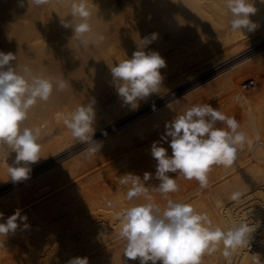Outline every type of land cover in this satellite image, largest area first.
Segmentation results:
<instances>
[{"label":"clouds","instance_id":"9594fccd","mask_svg":"<svg viewBox=\"0 0 264 264\" xmlns=\"http://www.w3.org/2000/svg\"><path fill=\"white\" fill-rule=\"evenodd\" d=\"M50 2L27 0L29 6L36 7L47 6ZM254 3L255 0H223L232 31L244 33L257 29V23L250 19L258 10ZM260 3L264 4V0ZM69 4L70 12L65 18H60V24L72 30L71 38L84 48L102 43L105 39L103 34H96L93 38L88 0H69ZM19 5L23 7L24 0H19ZM157 39V33L145 36L141 39L142 47H138L130 58L109 67L111 84L117 96L133 110L138 109L140 101L159 94L162 87L164 77L160 70L166 67V60L157 51L145 50ZM15 62L16 54L0 51V149L9 148L16 153L14 164L8 165L7 172L10 180L18 183L30 178L31 166L42 158L41 129L26 126L29 112L38 102H48L54 90H65L68 82L35 75L27 66L21 70ZM95 103L93 98L78 105L63 119L72 137L86 145L88 157L102 147L93 139ZM161 139L169 142L172 153L169 155L168 150L158 142L154 141L151 145V155L157 162L154 178L159 181L158 185L146 186V182L153 179V174L149 172H145L142 179L132 173L119 178L120 184L130 185L126 195L128 201L141 196H145L147 201L133 203L119 213L118 236L125 242L123 256L126 264L127 260H139V264H201L203 255L215 252L221 244L226 257L240 247H249L254 231L249 225L242 223L224 230L214 226L206 213L197 211L191 204L168 198V194L179 191L177 175L187 180L194 179L201 188H207L213 166L227 169L234 165L238 150L250 143L247 135L240 131L239 122L211 104L192 105L165 123ZM149 187L166 199L163 209L152 197L145 195ZM240 196L237 191L230 199L236 201ZM3 218L4 214L0 213V220ZM18 220L25 222V229L29 227L27 216H21L17 209L0 222V235L7 237L14 234L19 227ZM67 264H89V258L73 257ZM253 264H264L259 254L253 255Z\"/></svg>","mask_w":264,"mask_h":264},{"label":"bare ground","instance_id":"6f19581e","mask_svg":"<svg viewBox=\"0 0 264 264\" xmlns=\"http://www.w3.org/2000/svg\"><path fill=\"white\" fill-rule=\"evenodd\" d=\"M254 6L258 10H257L256 14H254L250 17V19L253 22L257 23L258 27L253 32L244 31V33H242L240 31H232L230 29L229 24H228L230 16L226 13V11L223 8V0H88V7L91 9V12H92V17H91L90 23L93 26V38H95L96 34H103L105 37L104 41L102 42L103 44L101 43L102 46L101 45L99 46L96 44L97 46H99L100 49L97 47L99 50L94 49L90 46L92 48L91 54L106 56V57H104L106 59L105 63L104 62L101 63V65L104 63L103 64L104 67L102 66L103 68L102 67L100 68V66H99L98 67L99 70H97L96 72L95 71L93 72V76L91 79H93L92 84L93 85L96 84L94 89L95 90L96 89H98V90L102 89L103 90L104 85L106 83H109V85H112V84H110L112 82V76H111V72H110L109 67L113 66L114 64L118 63L119 61H122V60L130 57V53L132 51L133 46L131 47V44L128 45V43L131 40L133 42L135 41V43H136L137 41H140V40H138V38L143 39L145 36H149L152 33L158 34L157 40H160V41H158V43H159V42H162L161 39L164 40V37H165L164 35H165L166 31H170L171 34L178 33V35H180V34L182 35V33L184 32V36L186 33L187 37H191L192 39H198V40H194V41L192 40V42H195L193 44L196 45L197 49L201 48V49H204V50L207 49L208 51H210V52H208L206 50L207 51V52L205 51L207 53L206 54L204 52V50H200V53L202 51V53L204 52L206 55H208V53H210V55H212L211 53H213V50L216 48H218V49L219 48H222V49L231 48L234 50H236L238 48H239V50L244 49L243 50L244 52L242 54H238L237 57H235L234 59H231L229 61H226L223 64L230 63L231 61L233 62V61L239 60V59L240 60L246 59L247 57H249L250 54H252V53L255 54L254 52H256L257 50L259 51V49L264 47V4L260 3V0H255ZM69 12H70L69 0H51L50 4L47 6H44V7H36L33 5L29 6L27 3V0H24V6L23 7H21L19 5V0H0V51H4L6 53L12 52V53L16 54V62L15 63L20 66L21 70L23 69L24 66H27L31 69L32 73L35 75H39V76H43V77H54L56 80L62 79L64 76L61 78H60V76H62L64 74L61 72L62 69H60L59 63H63L61 65V67L64 69V71L66 73V69H65L66 67L64 68V66L67 65L69 67L72 66V68H74V66H73V65H75L74 61L77 60L76 57L79 56V54L76 55V53H75L76 51L74 52V49H75L74 47L79 45V43L75 38H71L73 35L72 30L66 29V28L62 27L60 24V18L61 19L65 18L69 14ZM66 19H70V17H67ZM9 27H10V29L11 28L16 29V27L18 29H16V31L12 30V32H13V34H12V32H9ZM17 30H18V32H17ZM15 32H17L16 35H14ZM253 36H256V38L254 37L252 40H249ZM191 38H189V39H191ZM171 40H173V38ZM170 43H172V42L170 41ZM133 45H135V44L133 43ZM211 47L213 48V50ZM76 48H78V47H76ZM115 48H117V50L120 51L118 54L117 53L115 54L113 52V50ZM136 48H138V47H136ZM83 50L84 51L79 52L81 54V56L87 52L86 48H84ZM95 50H97V51H95ZM219 50H221V49H219ZM240 51H242V50H240ZM157 52H159V50ZM214 52H215V50H214ZM87 53L89 54V52H87ZM127 54H129V55L127 56ZM86 55H84V56L86 57ZM229 55L230 54L228 53L227 57H229ZM87 57H88V55H87ZM78 58H79L78 61H80L82 57H78ZM224 59H226V58H224ZM83 60L84 59H82L81 61H83ZM221 61L223 62V60H221ZM220 62H218V63H220ZM245 62H243V65L240 66L239 69L244 66V67H249V69H247V70H258V71H262L264 74V50H261V52L256 54L253 58H251ZM223 64H220V65H223ZM57 65L59 66L58 69H57V67H58ZM84 65H86V64H84ZM82 66H83V64H82ZM82 66H80V64H79V67L82 68ZM85 67H87V65ZM237 68H238V66L231 69V73L235 72L237 70ZM70 69L71 68H69V70ZM82 69H84V68H82ZM69 70H67V71H69ZM95 70H96V68H95ZM77 71H78V69H77ZM84 71H86V70H84ZM160 71H161L162 76L164 77L160 92H162L164 95V94L168 93V91L171 92L170 91L171 85H169V82L172 81L171 79H169L170 74L172 73L171 67L169 65H166V67L161 69ZM67 73L65 74L66 76H67ZM70 74H71V72L69 71L68 75L70 76ZM254 74H253V76H254ZM236 76H238V75H236ZM87 77H85V80ZM183 79L184 78H182L181 80H183ZM168 80H170V81L168 82ZM218 80H220V79H218ZM188 81H189V79H188ZM216 81H215V83H216ZM85 82L87 83V81H85ZM174 82H176V81H174ZM182 82L183 81H181V83ZM172 83H173V81H172ZM182 84H184V83H182ZM235 84H236L235 75H233V73H232L230 76L229 75L224 76L222 78V80H220L218 82V84H216V86L213 88V90L220 91V90H225L228 88L233 89V88H235ZM80 86L82 87V85H80ZM67 89H68V87H67ZM77 90H78V88H77ZM77 90H76V94L74 92L75 95H73V96H77V95H79V92H81L80 89L78 91ZM98 90L96 91L97 93H94L95 96H97V94L100 93ZM86 91H88V90H86ZM58 92L59 91L54 90L53 95L49 100L50 103L49 102L48 103L38 102L30 110L28 119L25 122L26 124H28V127H31V128L39 127L41 129V135L43 134V132L48 130V128H52L54 126L55 121H58L57 118H59V116L61 114L71 113L70 110H67V112H64V110H63L64 108L62 109L61 105H63L64 103L67 104L68 102L72 101L74 97L72 96V94L71 95H69V94L65 95V93H67L66 90H63V92H65L64 94L63 93L61 94L60 93L61 91L59 93ZM89 92L90 91H88V93ZM93 92H94V90H92L91 93H93ZM100 94H102V93H100ZM257 94L258 95H255L256 99L254 98L255 101H253L254 104L252 105L249 103V105H248L250 107L249 110H252L251 113H248L246 111V109H241V110L239 109L238 111L234 112L233 117L239 122L240 131H243L247 135L248 139H251L253 137V135H260L259 137L261 139L258 137L256 139L261 140V141L258 140V142H257V146H258L257 147V150H258L257 153L259 151L261 152V153L259 152L260 156L258 155V157L261 161H256L254 159H253V161H251L252 159L249 161V158H248L249 156H248L247 159H245V160L243 159V161H239V162L235 161L234 165L231 168L225 169L222 166H218L220 173L215 178H213L212 180L209 181V184H212V185L207 190L209 195H210V198H211V200L210 199L209 200L212 203L209 204V201L207 202L206 199L204 198L205 196H203V195H201V196L199 195L200 198L198 197L199 199H201V197H203L205 202H207L208 212L206 214L209 217L215 218L213 216V213L211 212V209H210L211 207H212V209L214 207L217 210V208H219L221 206L233 204L236 201H239L240 199L241 200L250 199L253 196V193L255 192V190L258 188V186L260 184L264 183V156H261V154L264 155V136L262 138V135H261L262 133L264 135V84L262 86L261 91H259V93H257ZM87 96H89V95L87 94ZM90 96H92V98H93L92 94ZM153 96L154 95H152L151 97H153ZM151 97H149L146 101H140L139 105L141 107L144 105H147V103H149L151 101V99H152ZM77 99H78V97H77ZM155 100H156V97H155ZM79 101H80V99H79ZM174 101H176V100H174ZM120 102H121V104H120L121 106H119V107L120 108L125 107L124 109H126V106H128V105H125L121 99H120ZM246 103H248V102H246ZM172 104H173V102H170L169 104H165V105L163 104L162 107L159 106L160 108H158V109L155 108L156 110L155 111L153 110L154 111L153 113H156V114L153 117H152V115L147 116V117H149L148 119H147V117L146 118L143 117L142 120H140L141 118H138L139 119L138 121L134 122L133 124L131 123L130 125L128 124V122H126L129 126H126L125 130L123 131V135H120V137H119L122 140L125 139V140H123V143L120 144V146L122 145L123 147L124 146L128 147V146L132 145L130 140L133 139L132 138L133 134L136 132V129L139 128V127H137V125H138L137 123H141V125H145V126L149 125V123H151V125H152V123H153L152 121H154L155 119L158 120L159 118H162L164 116L166 117V115H165L166 113L174 112V111H176V109L179 110L180 113H181V111L183 113V110L186 109L185 105L184 106L180 105L178 107L177 104L176 105H175V103H174V105H172ZM42 105H48V106H52V107H48V106L42 107ZM53 106L54 107L56 106V108H54ZM58 106L60 108H57ZM101 107L102 106L100 103L99 104L97 102L95 103L96 118H98L99 115L101 116V113H100ZM175 107H177V108L174 109ZM128 108H127V110H128ZM116 111H118V110H116ZM176 114H178V113H176ZM176 114H174V116ZM148 115H150V114H148ZM129 119H132V117H129L128 120ZM166 119H164V121H166ZM159 121L161 122L162 120L159 119ZM156 122H155V125L158 126L157 125L158 122L157 123ZM58 123H60V122H58ZM133 125H136L137 128L134 127ZM162 125H163V123H162ZM148 127H146L147 128L146 130L149 131ZM120 128L121 127H119V129ZM154 128H155V126H154ZM42 136H44V135H42ZM64 136H66V135H64ZM67 136H68V134H67ZM134 138H135V136H134ZM120 139H118L119 142H120ZM118 140H117V142H118ZM117 146L119 147V144ZM5 149H7V148H5ZM103 150H101L100 152H102ZM1 151H3V150H1ZM6 152L7 151H5V153ZM45 152L47 153V151H45ZM0 153L2 154V152H0ZM5 153L3 152V156H5L4 155ZM12 153H15V152H12ZM105 154H106L105 152L103 155L100 154L102 156L101 157H99V156L95 157L93 159V161L98 160V159L103 161L102 157ZM15 155H16V153H15ZM15 155L13 156V158L15 157ZM11 156H12V154H11ZM9 160L10 159L7 156H5L3 162L2 163L0 162V176L2 175V173L3 174L7 173V169H4V166H5V164H7V162ZM73 162H76V161H73ZM77 163H78V161H77ZM97 163H100V161H98ZM73 165H76V163ZM78 165H80V166H78ZM81 165L82 164H77L76 167H73L72 165L69 166V167H73L71 172L69 171V173H70L69 179H71V182H69V183H71V185H74V184H72L73 179H75L74 181H76V179H77V181L79 180V182H80V180H82L83 175L84 176L87 175L88 172L90 174V171H89L87 165H85V166H81ZM63 167H65V166H63ZM121 171L124 172V170H121ZM51 172H53V170ZM63 173H64V171H63ZM175 176H176V174L173 173V177H175ZM90 177H92V176H90ZM176 182L179 185V191L175 192V193H171V195L176 196L175 198L177 199V201L183 202V201H185V199L192 197L196 193L198 195V193L200 192L201 188L195 186L196 180H194V179L193 180H187L182 175H177L176 176ZM77 184H79V183H77ZM147 184H148V182H147ZM40 185H42V184H40ZM69 185H67V187H69ZM80 185H81V183L79 184V186ZM71 189L69 187V190H67V191H70ZM22 190H21V192H22ZM62 191L63 190H61V192ZM237 191L241 194L239 200H236V201L231 200L230 197H231L232 193L237 192ZM18 193H20V192L18 191ZM64 194H65V191H64ZM15 195H17V194H15ZM15 195H13V196H15ZM197 195H196V197H197ZM28 196L30 197V195H28ZM105 196H107V195H105ZM15 197H13V198L15 199ZM20 197H21V195L19 197H16V198H20ZM111 197L115 198V197H113V195ZM161 197L162 196H160V198ZM26 198H28V197H26ZM162 198H164V197H162ZM198 198L195 200H198ZM207 198H208V195H207ZM109 199H110V197H109ZM192 200H191V202L187 200L188 202L185 201L184 203L191 204L192 206H194V203H192ZM113 201L114 200H112V202ZM14 202L15 201L7 203V201L6 202L3 201L2 203L3 204L7 203V205L6 204H5L6 206L0 205V207H1L0 213H7L10 209H13L14 207H11L10 205ZM117 202H118V200H117ZM163 203H166V202L163 201ZM103 205H104V203H103ZM108 205H109V203H108ZM113 205H114V203H113ZM165 205L166 204H164L163 206L160 205V207L162 206L161 208L163 209ZM210 205H212V206H210ZM2 206H3V208H2ZM101 206H102V204H101ZM59 207H60V205H59ZM107 208H108V206H107ZM102 211H104V210H102ZM105 212L106 211H104L102 214H104L106 216ZM110 212H112V211H110ZM58 216H59V214H58ZM105 216H102V217H105ZM65 217L66 216H64V218ZM61 218H63V217H61ZM107 218H108V216H107ZM4 220H6V218H3V221L1 220V222H4ZM67 220H69V219H67ZM98 220H96V221H98ZM17 222H20V221H17ZM63 222L61 221V223H63ZM103 222L99 223V221H98L94 224V221H93V223H92L93 225L90 224V225H87L86 227L83 226V228H87V229H84L83 231L81 230V232H78L79 234H77L75 232V234L78 235L77 238L75 237V239H74V236L72 234L73 233L72 231L70 234V238H68V240L65 239L68 235L65 234V235H67L65 237V235L63 234V236L65 237L64 239L66 240V241L64 240L65 242H62L61 240H59V239H61V238H59V237H61V235L59 236V233H57L58 231L55 232V230H54L53 231L54 233L51 232V234H50V231H52L53 228L49 230V232H48L49 236L46 235V237H45L43 235L46 233H43V234L40 233V235L42 234L41 236H43L44 238L39 239L41 241L39 242V240H38L39 243L36 245L33 242L30 243L28 241V237L26 239H24V236H22V233L19 234L17 232V230H16L17 233H15V234H17L18 237L14 236V238L16 237L18 239V242H14L15 246L12 245L14 243L11 244L10 241H8L6 236L0 235V264H67V261L70 258L77 257V256H79V257L87 256L89 258V264H105L104 263V260H105L104 256H105L107 250L102 251L100 249L101 251L97 252L96 254L95 253L90 254L91 249L94 252V249L102 246V244L105 243L102 241L103 239L101 240V238L103 237L102 235L105 234V232H106L103 229V228H105L104 224H106V223H103ZM105 222H107V221H105ZM38 223H39V221H38ZM111 223H112V221H111ZM111 223H109V224H111ZM54 226H56V225H54ZM89 226H91V227H89ZM112 226H111V228H112ZM216 226L222 228L221 223L218 220H216ZM77 227H79V226H77ZM108 227H106V228L109 230L110 228H108ZM115 227L113 226V229H111V230L113 231ZM58 229H60V228H58ZM79 229H82V228L79 227ZM115 229H117V228H115ZM46 230H47V228H46ZM29 231H31V230H29ZM44 232H46V231H44ZM32 233L34 235V231ZM69 233H70V231H69ZM113 233H115V230ZM88 235H90V239L99 241V243L97 241H95V243L98 244L95 248L91 247V244L88 247H86L85 245H87V244L86 243L84 244L82 242L84 240V238H86V236H88ZM28 236H29V234H28ZM19 237H21V238L19 239ZM106 238L109 239L110 236H109V238L108 237H106ZM100 240L102 242H100ZM109 240H111V239H109ZM109 240H107V241H109ZM32 241H35V237L33 238ZM85 241H86V239H85ZM118 243H120V241ZM25 244H27V245L25 246ZM117 245L112 246L113 250L110 252V255L106 259L107 264H126L125 257L123 256L124 246H121L118 248ZM23 246H25L26 248L23 249ZM28 248L31 249V251ZM112 253H114L113 256H112ZM209 254L210 253H205L203 255L202 260H201V264H218L217 263V256L212 255V254H210L211 255L210 256ZM127 264H139V260H135V261L127 260ZM149 264H151V262H149ZM158 264H159V262H158Z\"/></svg>","mask_w":264,"mask_h":264},{"label":"rangeland","instance_id":"374dc122","mask_svg":"<svg viewBox=\"0 0 264 264\" xmlns=\"http://www.w3.org/2000/svg\"><path fill=\"white\" fill-rule=\"evenodd\" d=\"M16 29H18V28L16 27ZM16 29L15 28L10 29V27H9V32H12V30L16 31ZM17 32H18V30H17ZM17 32H15L14 35H16ZM12 34H13V32H12ZM164 36H165L164 40L161 39L162 42L158 43V41H160V40H155V42L151 43L148 46V48L145 50L146 51H148V50L158 51L159 50L160 55L164 59L166 58L165 59L166 65H169L171 67L172 73L170 74L169 79H171L173 81V83L170 80H168V82L170 81L169 85H171L170 87L173 91L170 89L171 92L168 91V93H166L164 95L162 92H159V94H154V96L151 97L152 98L151 101L149 103H147V105H144L142 107L139 105V108L137 110L131 109L130 106H126V109H124L125 107L120 108L119 107V106H121L120 105L121 104L120 98L117 96L115 88H113L112 85H109V83H106L105 84L106 86L104 85L105 89L102 87L103 90L102 89H99V90L94 89L96 84L93 85L92 84L93 79H91L93 76V72L94 71L96 72L97 70H99V68H98L99 66H100V68L102 66L104 67L103 64L106 61V59L104 57H106V56L91 54V52H92L91 50H92V48L98 49L99 46L100 45L102 46L103 43L102 44L96 43L99 46H97L95 44V45H91L92 48L91 47L86 48L87 52H89L90 55L86 52L82 56L79 52L84 51L83 50L84 47L82 48L79 45L75 46L74 52L76 51L75 52L76 55L79 54L78 57H82L81 60L84 59L85 61L84 60L78 61L79 58L76 57L77 60L74 61L75 65L72 64L74 66V68H72V66L69 67L67 65H65V66L63 65L64 68L66 67L65 68L66 73L67 72L69 73V71L71 72L70 76L68 75V73H67V76L65 75L66 74L65 71L61 67V65L63 63H59L60 69H62L61 72L64 74V75L61 74L62 76H60V78L64 76L62 79L67 80V82H68V89L67 88L65 89L67 93H65L63 91H61V92L59 91V92L61 94L65 93V95L66 94L67 95L72 94V96H73L76 94L77 88H78V90L80 89V91H81V92H79V95L73 96L74 98L72 101L68 102L67 104L64 103L65 105L64 104L61 105V108L62 109L64 108L63 109L64 112H67V110H70L71 112H73L75 110L74 109L75 107H77L78 105H81V104H85V103L89 102L90 100H92L93 98L95 99V102H97L98 104L100 103L102 106L100 108L101 111L99 110L101 113V116L99 115V117L96 118V120H95V123H94L95 134H94L93 139L98 141L102 145L99 152L103 149L104 150L100 153L97 152L95 155H93L91 157H88V155L86 153V145L81 144L75 138H72L70 131L67 129V127L63 123L64 116L68 115V113L67 114H61L59 116V118H57L58 121H55V124H54L55 127L53 126L52 128H48V130L43 132L42 135H44V136L40 135L39 142L41 144V157L42 158L38 163L31 166L32 171L30 173V175H31L30 178L26 181H23V182L13 183L10 180V176H9L8 172L4 173V174L2 173V175L0 176L1 177L0 178L1 179L0 180V203H1L0 205L4 206L5 204L7 205V203L15 201L14 203H12L10 205L11 207H14V208L10 209L8 211L9 213L8 212L3 213L4 218L7 219V217L13 215V213H15V211L17 209L20 210L21 216H26V215L28 216L26 223L29 225V227L27 229H25L23 227V224L25 222H21V221L17 222L19 224V227L17 228V232L19 234L22 233V236H24V239H26L28 237V241L30 243L33 242L36 245L41 241L39 239L44 238L43 236H45V237H46V235L49 236L48 232L50 229L53 228V230L50 231V234H51V232L54 233L53 232L54 230H55V232L58 231L57 233H59V236L61 235V237H59L61 239H59V240H61L62 242H65L66 241L65 239L68 240V238H70L71 231L73 232L72 234H73L74 239H75V237L77 238V236H78L77 234H79L78 232H81V230L83 231L84 229H87V228H83V226L86 227L87 225H90V224L93 225L92 224L93 221H94V224L98 221H99V223L104 221L103 223H106V224H104L105 228L108 226H109L108 228H110L109 230L107 228L106 229L103 228L106 232L104 231L105 234L102 235L103 237L101 238V240L103 239L102 241L105 243H103L102 246L94 249V252L91 249L90 254H92V253L96 254L97 252H99L101 250L102 251L107 250L105 256L103 255L104 259H105L104 263L107 264L106 259L110 255V252L113 250L112 246H116L118 244L119 246L117 245V247L119 248L121 246H124V243H125L118 236V233L120 231L119 213L123 209L130 207L131 204H133V203L140 204V203L147 202L145 199V196L135 198L133 201H128L126 199V195H127V192L129 190L130 185L120 184L119 178L125 174L132 173V174L140 176L142 179L144 173L149 172V173L153 174V179L149 180L148 184L146 182V186L158 185L159 181L154 178L157 162L152 157L151 152H150V148H151L152 143L155 141V142H158L160 144V146L165 147L168 150V154L171 155L172 150L169 146V142L162 140L161 137L165 132L166 121L167 120L170 121L174 117V114H176V113L181 114L182 111L180 113L179 110L176 109L177 107H175L174 108V109H176V111H174L175 113L174 112L166 113L165 114L166 117L164 116L162 118H159L160 120H162L161 122L159 121V119L158 120L155 119L154 121H152L153 122L152 125H151V123H149V125H146V126L141 125V123H137L138 125L135 123L137 125V127H139V128H137L136 125H133L137 129H136V132L132 136L133 139L130 140L132 145L128 146V147H125V146L123 147L122 145L120 146V144L123 143V140H125V139L122 140L119 137H120V135H123V131L125 130L126 126H129L131 123L133 124L134 122L138 121L139 120L138 118H141L140 120H142L143 117L146 118L147 116H151V115L153 117L156 114V113H153L156 109L162 107L163 104L164 105L169 104L170 102H173L172 105H174V103H175V105L177 104L178 107L180 105H183V106L185 105L186 109L191 107L192 105L211 104L214 108H217L218 110H220L222 113H224L226 116H229V117H233L234 112L238 111L239 109L240 110L246 109V111L248 113H251L252 110H249L250 107L248 105H249V103L252 105L254 104L253 101H255V99H256L255 95H258L257 93H259V91H261L262 86L264 84L263 83L264 82V74L262 71H258V70H247V69H249V67L243 66L240 69H239V67L243 65V62L248 61L249 59L253 58L256 54L261 52V50H264L263 49L264 47L259 49V51L257 50L256 52H254L255 54H253V53L250 54L249 57H247L244 60L239 59V60H235L233 62L231 61L230 63L223 64L226 61L234 59L235 57L238 56V54H242L244 52L243 51L244 49H240V50H242V51H240L239 48L236 50L231 49V48H227V49L226 48H224V49L219 48V49H221V50H219L218 48L215 47L216 49H214L215 50V52H214V50H213L214 47L212 46L213 47V48L211 47L213 50V53H211L212 55H210V53H208V55H206L207 54L206 52L208 51L207 49H205V50L201 49V48L197 49L196 45L193 44L195 42H192V40L194 41V40H198V39H192L191 37H187L186 33L184 36V32L182 33V35L181 34L178 35V33L171 34L170 31H166ZM254 37L256 38V36H253L249 40H252ZM172 38H173V40H171ZM189 38H191V39H189ZM138 40H140V41H137L138 43L137 42L135 43V41L133 42L132 40L128 43V45L131 44V47L133 46L132 51L130 53V57H131L133 51H136L138 49L136 47H142L141 46V39L138 38ZM170 41L172 43H170ZM133 43L135 45H133ZM76 47H78V48H76ZM115 49H114L115 51L113 50V52L115 54L116 53L118 54L120 51L117 50V48H115ZM200 50H204V52L207 50L205 52L206 54L203 52L205 54L204 55L202 53V51L200 53ZM95 51H97V50H95ZM208 52H210V51H208ZM228 53L230 54L229 57H227ZM86 54L88 55V57ZM84 55H86L87 58ZM128 55L129 54H127V56ZM130 57H128V58H130ZM224 58H226V59H224ZM221 60H223V62ZM102 62H104V63L101 65ZM218 62H220V63H218ZM78 63L80 64V66H82V64H83L82 68H84V69L79 67ZM84 64H86L87 67H85L86 65H84ZM220 64H223V65H220ZM237 66H238L237 70L239 69L238 70L239 72L237 70L235 72H232L233 75H235V82H236L235 88H233V89L228 88V89L220 90V91L213 90V88L216 86V84H218V82L220 80H222V78L224 76H228V75L230 76L232 74L231 69H233L234 67H237ZM58 68H59V66L57 67V69ZM69 68H71V69L69 70ZM95 68H96V70H95ZM77 69H78V71H77ZM67 70H69V71H67ZM84 70H86V71H84ZM253 74H254V76H253ZM236 75H238V76H236ZM85 77H87L86 80H85ZM182 78H184V79L181 80ZM188 79H189V81H188ZM218 79H220V80H218ZM84 80L87 81V83ZM174 81H176V82H174ZM181 81H183L182 83H184V84H182ZM215 81H216V83H215ZM80 85H82L83 88ZM86 90H88L90 92L88 93V91H86ZM92 90H94L93 93H91ZM97 90L102 94L98 93L97 96H95L94 93H97L96 92ZM74 92H75V94H74ZM87 94L89 96H87ZM91 94L93 95V98H92V96H90ZM77 97H78V99H77ZM155 97H156V100H155ZM79 99H80V101H79ZM174 100H176V101H174ZM48 102H46V103H48ZM246 102H248V103H246ZM43 106L47 107L48 105H42V107ZM48 107H52V106H48ZM54 108H56V106ZM57 108H60V107L58 106ZM127 108H128V110H127ZM116 110H118V111H116ZM148 114H150V115H148ZM129 117H132V119L128 120ZM148 118L149 117H147V119ZM164 119H166V121H164ZM156 121L157 122L159 121L160 123L158 122L159 123L158 124ZM58 122H60V123H58ZM126 122H128L129 125ZM155 122L157 123L158 126L155 125ZM162 123H163V125H162ZM153 125L155 126V128ZM26 126H28V124H26ZM218 126L223 127V125H219V124H218ZM119 127H121V128L119 129ZM146 127H148L149 131L146 130L147 129ZM67 134H68V136H67ZM64 135H66V136H64ZM261 135L263 138V136H264L263 133ZM134 136H135V138H134ZM259 136L260 135H253L252 138H255V139L257 137L260 138ZM116 139L117 140L120 139V142L118 140V142H119L118 143ZM170 139L171 138L169 137L168 140L170 141ZM117 143L119 144V147L117 146L118 145ZM1 150H3V151H1ZM4 150L7 152L5 153ZM45 151H47V153ZM0 152H2V154L0 153V157H1L0 162L1 163L3 162L5 156H7L10 159L7 162V164H5L4 169H7L8 165L14 164L15 157L13 158V156L15 155V153H12L11 149L3 148V149H0ZM3 152L5 153L4 154L5 156H3ZM104 152L106 154L102 157L103 161L98 159V158H97L98 160L93 161V159L95 157H98V156L101 157L104 154ZM259 152H258V155L260 156ZM11 154H12V156H11ZM100 154H102V155H100ZM261 156H264V155L261 154ZM247 157L248 156L237 157L235 161L236 162L243 161V159L245 160V159H247ZM248 158H249V161L251 159H252L251 161H253V159L256 161H261L260 159H257V158L255 159L253 157H248ZM73 161H76V162H73ZM77 161H78V163H77ZM98 161H100V163H97ZM72 163L73 164L76 163V165L82 164L81 166L87 165L91 175L89 174V172H88L89 175L88 174L85 176L83 175L82 180H80V182H79V180L77 181V179H76V181H74L75 179H73L72 184H74V185H71V183H69V182H71V179H69V176H70L69 171L71 172L73 167H76V165H73ZM71 165L73 167H69ZM63 166H65V167H63ZM78 166H80V165H78ZM52 170H53V172H51ZM121 170H124V172ZM63 171H64V173H63ZM219 173H220L219 167L213 166L211 171L209 172V177H210L209 181L212 180L213 178H215L217 175H219ZM169 175L173 176V173H169ZM90 176H92V177H90ZM77 183H79V184L81 183V185L79 186V184H77ZM40 184H42V185H40ZM198 184L199 183L196 181L195 186L200 187ZM67 185H69L70 189L72 188L70 191H67V190H69V187H67ZM211 185L212 184H208L207 188H201L200 187L201 189H200V192L198 193V195L196 193L195 195L192 196L193 198L189 197L188 199H185V201L191 202V200L193 199L194 201L192 200V203H194L195 209L199 212L207 213L208 212L207 202L209 201V204L212 203L210 201L211 200L210 195L207 191L211 187ZM21 190H22V192H21ZM61 190H63V191L61 192ZM18 191L20 193H18ZM64 191H65V194H64ZM14 193L17 194L18 196L15 195ZM19 194L21 195V197L16 198V197L20 196ZM13 195H15L16 197ZM28 195H30V197ZM105 195H107V196H105ZM110 195L111 196L113 195V197H115V198H112ZM145 195L152 197L153 201L156 204H158L159 206L160 205L163 206L164 204H166V203H163V201L166 202V199L162 198V197L160 198L161 194H159L158 192L152 191L151 187H149V191ZM196 195H197V197H196ZM199 195L205 196L204 198L206 199L207 202H205L203 197H201V199H199L200 198ZM207 195H208V198H207ZM108 196L110 197V199ZM13 197H15V199ZM26 197H28V198H26ZM175 197L176 196H172L171 193L168 194V198L175 200L176 199ZM197 198H198V200H195ZM112 200H114L115 202L114 201L112 202ZM117 200H118V202H117ZM3 201L4 202L7 201V203L3 204L2 203ZM109 201L111 202V204L108 205ZM175 201H177V199ZM185 201H183V202H185ZM103 203H104V205H103ZM113 203H114V205H113ZM101 204H102V206H101ZM59 205H60V207H59ZM3 206H2V208H3ZM107 206H108V208H107ZM210 206H212V205H210ZM210 209H211V212L213 213V216L215 217L216 211H217L216 208L213 207V209H212V207H211ZM102 210L106 211L105 212L106 216L104 214H102L104 212ZM110 211H112V212H110ZM58 214H59V216H58ZM63 215L66 217L64 218ZM99 215L100 216L102 215L105 217H102V216L100 217ZM107 216H108V218H107ZM61 217H63V218H61ZM67 219H69V220H67ZM96 220H98V221H96ZM38 221H39V223H38ZM61 221L62 222L64 221V222L61 223ZM105 221H107V222H105ZM111 221H112V223H111ZM0 222H1V220H0ZM109 223H111V224H109ZM54 225H56V226H54ZM112 225L114 227L116 226L115 228H117V229L114 228L115 233H113L114 230L113 231L111 230V229H113ZM77 226H79L82 229H79V227H77ZM111 226H112V228H111ZM89 227H91V226H89ZM46 228L48 231L46 230ZM58 228H60V229H58ZM29 230H31V231H29ZM33 231H34V235L32 233ZM44 231H46V232H44ZM69 231H70V233H69ZM17 232H15V233H17ZM75 232L77 234H75ZM15 233L9 234L7 236V239H8V241H10L11 244L14 242H18V239L16 238V237H18V235ZM40 233H42V234L46 233V234L41 236L42 234L40 235ZM28 234H29V236H28ZM63 234L64 235L67 234L68 236L65 235V237L67 236L65 238L63 236ZM14 236H16V237L14 238ZM109 236H110V238H109ZM21 237H19V239ZM34 237H35V241H32ZM106 237H108L111 240L107 239ZM85 239H86V241H85ZM89 239H90V235L86 236V238H84V240L82 242L84 244L85 243L87 244V245H85L86 247H88L91 244V247L95 248L98 245L95 243V241H97L98 243H99V241L98 240H92V239L89 240ZM38 240H39V242H38ZM101 240H100V242H102ZM107 240H109V241H107ZM119 241H120V243H118ZM12 245L15 246V243ZM26 245L27 244H25V246ZM25 246H23V249L26 248ZM29 250L31 251V249H29ZM113 255H114V253H112V256Z\"/></svg>","mask_w":264,"mask_h":264},{"label":"built area","instance_id":"2783aa9c","mask_svg":"<svg viewBox=\"0 0 264 264\" xmlns=\"http://www.w3.org/2000/svg\"><path fill=\"white\" fill-rule=\"evenodd\" d=\"M258 140L261 141L255 138L249 139L250 143H246L238 150L237 157L249 156L259 159ZM209 218L214 226L218 220L224 230L242 223L254 230L251 233L249 247H240L226 257L223 254L224 246L221 244L215 252L210 253L217 256L218 264H253L254 254H259L264 261V183L258 186L250 199H240L233 204L221 206L217 209L215 218Z\"/></svg>","mask_w":264,"mask_h":264}]
</instances>
